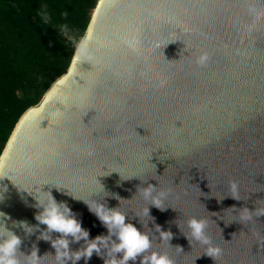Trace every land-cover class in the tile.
I'll use <instances>...</instances> for the list:
<instances>
[{
    "label": "water",
    "instance_id": "95a60500",
    "mask_svg": "<svg viewBox=\"0 0 264 264\" xmlns=\"http://www.w3.org/2000/svg\"><path fill=\"white\" fill-rule=\"evenodd\" d=\"M81 40L0 156V227L21 238L20 264L33 246L39 264H58L36 238L46 225L27 235L20 224H38L43 191L89 239L108 230L83 200L119 207L174 264H264V0H98ZM148 184L166 210L138 191ZM193 217L221 249L215 260L185 237Z\"/></svg>",
    "mask_w": 264,
    "mask_h": 264
},
{
    "label": "trees",
    "instance_id": "16d2710c",
    "mask_svg": "<svg viewBox=\"0 0 264 264\" xmlns=\"http://www.w3.org/2000/svg\"><path fill=\"white\" fill-rule=\"evenodd\" d=\"M97 2L0 0V156L22 114L67 71Z\"/></svg>",
    "mask_w": 264,
    "mask_h": 264
},
{
    "label": "clouds",
    "instance_id": "9594fccd",
    "mask_svg": "<svg viewBox=\"0 0 264 264\" xmlns=\"http://www.w3.org/2000/svg\"><path fill=\"white\" fill-rule=\"evenodd\" d=\"M41 15L45 23H47L50 19L48 13L44 11ZM59 28L64 35H69L70 30L66 24L60 25ZM206 58L207 55L203 54L198 58L197 62L203 64ZM120 178L121 180L130 179L121 176ZM235 187V184H233V190H235ZM56 188L57 190L67 189ZM155 188L153 185L148 184L147 187H143L142 189L139 187L138 191L141 192L145 200L150 201L149 205L164 211L167 208L164 206L165 193L159 192L154 195ZM43 192L47 193L46 200L41 201L37 196L34 197L36 200L35 207L38 209L35 214V220L38 224L35 227L29 226L27 222H20V224L27 235H32L39 230V225H46L45 229L39 230V235L36 238L37 240L49 241L51 243L55 249V257L58 264H69V262L77 264L82 258L85 260V264H87V261L92 257L94 252L104 259V264H129L130 261L136 264L138 258L139 264H174V261L167 253L150 251L152 244L149 236L138 230L133 223L126 222V216L118 210L119 207L109 209L100 202L89 203L83 200L88 206L89 211L108 230L107 235H100L94 239H89V232L82 228L81 222L76 218V214L73 213L68 204L64 201L58 202L50 191ZM67 194L74 199H79L69 190ZM115 198L119 199L118 196ZM0 199H3L2 193H0ZM143 211L145 215L150 216L149 207H146ZM0 216H3V213H0ZM187 227L189 233L185 237L188 239L189 244L191 245L192 240H195L203 245H207L205 255L215 260L219 256L221 249L213 246L211 239L207 236L205 231L207 222L193 217L187 221ZM156 230L159 232L161 239L169 243L173 237V233L170 230H161L159 225L156 226ZM52 233H59L60 235L53 239ZM81 240L84 241V245L80 249L72 251L69 247L70 243H77ZM21 243V238L14 232L6 229L3 224L0 227V264H20L18 250ZM177 248L182 250L179 246ZM25 258L26 264H39L40 258L37 256L35 246H33L31 254L25 256Z\"/></svg>",
    "mask_w": 264,
    "mask_h": 264
}]
</instances>
